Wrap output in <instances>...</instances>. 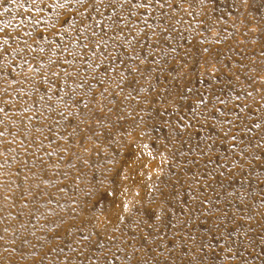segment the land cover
Listing matches in <instances>:
<instances>
[{"label":"rangeland","instance_id":"obj_1","mask_svg":"<svg viewBox=\"0 0 264 264\" xmlns=\"http://www.w3.org/2000/svg\"><path fill=\"white\" fill-rule=\"evenodd\" d=\"M0 264H264V0H0Z\"/></svg>","mask_w":264,"mask_h":264}]
</instances>
